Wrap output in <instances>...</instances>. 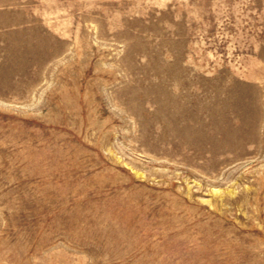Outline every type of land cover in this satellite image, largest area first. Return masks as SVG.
Masks as SVG:
<instances>
[{
    "label": "rangeland",
    "instance_id": "374dc122",
    "mask_svg": "<svg viewBox=\"0 0 264 264\" xmlns=\"http://www.w3.org/2000/svg\"><path fill=\"white\" fill-rule=\"evenodd\" d=\"M0 264H264V0H0Z\"/></svg>",
    "mask_w": 264,
    "mask_h": 264
}]
</instances>
